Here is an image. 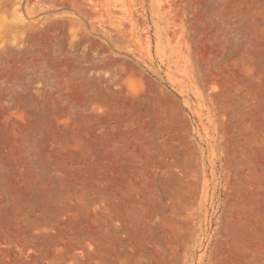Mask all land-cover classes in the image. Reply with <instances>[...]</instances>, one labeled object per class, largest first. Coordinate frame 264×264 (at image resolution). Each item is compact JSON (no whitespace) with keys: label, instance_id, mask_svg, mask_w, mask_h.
I'll use <instances>...</instances> for the list:
<instances>
[{"label":"rangeland","instance_id":"374dc122","mask_svg":"<svg viewBox=\"0 0 264 264\" xmlns=\"http://www.w3.org/2000/svg\"><path fill=\"white\" fill-rule=\"evenodd\" d=\"M0 264H264V0H0Z\"/></svg>","mask_w":264,"mask_h":264}]
</instances>
